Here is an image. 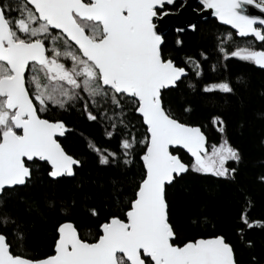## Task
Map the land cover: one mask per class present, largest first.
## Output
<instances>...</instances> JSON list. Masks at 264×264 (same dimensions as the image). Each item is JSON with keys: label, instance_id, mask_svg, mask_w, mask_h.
Instances as JSON below:
<instances>
[{"label": "snow or ice", "instance_id": "obj_1", "mask_svg": "<svg viewBox=\"0 0 264 264\" xmlns=\"http://www.w3.org/2000/svg\"><path fill=\"white\" fill-rule=\"evenodd\" d=\"M199 2L195 11L211 10L234 30L215 38L212 63L205 49L178 62L177 51L167 46L160 25L176 11L170 7L175 0H0V264H244L240 248L249 250L247 264H264L249 235L264 232V213L253 218L244 190L245 206L233 224L237 242L216 225L182 235L172 215L169 190L184 176L235 182L243 160L227 135L224 115L190 123L182 116L192 105L182 104L178 114L172 94L235 95L226 75L229 58L264 68V47L236 45L237 40L264 45V0ZM248 6L260 14H250ZM229 40L236 46L229 47ZM175 45H183L180 35ZM73 108L100 124L106 139L117 141L115 149L93 140L87 145L98 167L115 170L107 182L85 177V159L58 139L70 126L51 113ZM258 117L264 122V111ZM209 128L217 140H210ZM42 164L44 178L38 180ZM64 180L77 189H97L99 204L88 203L91 192L79 193L86 221L72 217L77 193L58 194ZM37 182L45 188L39 198L30 192ZM256 182L264 186V171ZM13 200L53 219L47 252L24 247ZM201 220L207 217L191 223Z\"/></svg>", "mask_w": 264, "mask_h": 264}, {"label": "trees", "instance_id": "obj_2", "mask_svg": "<svg viewBox=\"0 0 264 264\" xmlns=\"http://www.w3.org/2000/svg\"><path fill=\"white\" fill-rule=\"evenodd\" d=\"M198 9H200L198 7ZM196 31L176 33L175 28H171L166 34L167 46L177 51L178 62L182 55L198 56L201 49L209 52L212 60L215 61L217 53L214 50L215 38L225 39L222 33L231 31L228 27L220 25L214 19L199 21ZM180 35L183 45L176 48V36ZM229 47L251 46L264 47L258 42L246 44L243 40H237L236 45L232 41H226ZM226 75L236 87L235 95L206 96L197 95L182 90L172 94L175 101L176 111L182 112L181 105L190 103L192 111L183 113L182 118L190 123L207 124V119L213 114H222L227 120V135L231 142L240 148L243 156L242 162L238 166V175L235 182L227 181L223 178H214L201 174L191 173L179 180L178 183L169 190V199L172 205V215L174 221L180 226L182 235L194 236L209 232L212 225L223 229L225 234L233 242L238 241V237L233 231V224L237 213L245 206V201L241 198L240 191L244 190L245 195L250 198L254 205L251 211L253 218H261L264 213V186L256 182V176L264 171V145L260 144V139L264 137V122L258 113L264 111V69H260L253 62L243 61L236 58H229L226 61ZM208 68V64H205ZM52 116L65 120L70 126L66 136L61 140L65 149L75 156L85 159L86 163L81 172L85 177H91L99 181H108L114 169L98 167L96 159L88 150L90 140L98 143L102 148L117 147L115 139L109 140L103 136V128L96 122L88 121L85 116L73 108L70 111H58L51 113ZM211 141L217 140L215 130L207 129ZM142 134V130H141ZM181 155H184L182 152ZM188 157L185 155V159ZM232 166H236L233 164ZM136 171V166H133ZM131 175V173L129 174ZM44 178L43 164L38 178ZM58 194L69 195L78 194V204L73 208L72 217L80 222L86 221L83 201L79 198V193L89 191L92 199L88 203H100V195L93 186L86 185L83 189L75 188L73 181H60L57 185ZM45 190L37 182L30 190L31 194L39 198ZM40 203L39 199L37 201ZM11 207L18 215L22 228L26 234L23 241L24 247L33 254L48 251L49 241L52 234L53 219L49 216L45 219L36 211H29L20 202L13 200ZM42 210V204H41ZM207 217V221L201 220L194 225L191 220L197 216ZM205 223L207 227H205ZM249 235L256 241L254 253L258 259L264 258V232L255 230ZM241 259L247 264L249 250L240 248Z\"/></svg>", "mask_w": 264, "mask_h": 264}, {"label": "water", "instance_id": "obj_3", "mask_svg": "<svg viewBox=\"0 0 264 264\" xmlns=\"http://www.w3.org/2000/svg\"><path fill=\"white\" fill-rule=\"evenodd\" d=\"M176 3H182L184 6L181 7L177 13L170 14L168 17H166L165 19H163L161 21V25H160L161 30H163L165 32V35L167 34V32L171 28H175V29L184 28L185 30H190V29H187V27H186L187 23H189V22L197 23L200 20H207V19H214L220 25L228 27L231 31H234L231 29V26L225 25L222 22L218 21L212 15L211 10H203L200 12L195 11L197 6L201 7L199 0H175L174 5ZM174 5H172L170 7H173ZM248 8H249L250 14H260L259 10L255 9L254 6H248ZM255 66L260 68V69H264V68H261L260 66H257V65H255ZM66 134H67V132H66ZM66 134H65V136H66ZM64 137H58L60 142Z\"/></svg>", "mask_w": 264, "mask_h": 264}, {"label": "flooded vegetation", "instance_id": "obj_4", "mask_svg": "<svg viewBox=\"0 0 264 264\" xmlns=\"http://www.w3.org/2000/svg\"><path fill=\"white\" fill-rule=\"evenodd\" d=\"M181 4L182 3H176L174 6H173V8H175L176 9V11L175 12H177L178 11V9L181 7ZM177 33V32H176Z\"/></svg>", "mask_w": 264, "mask_h": 264}, {"label": "bare ground", "instance_id": "obj_5", "mask_svg": "<svg viewBox=\"0 0 264 264\" xmlns=\"http://www.w3.org/2000/svg\"><path fill=\"white\" fill-rule=\"evenodd\" d=\"M197 7L201 8L200 6H197ZM180 8H181V7H180ZM180 8H179V9H180ZM179 9H178V11H179ZM196 9H197V8H196ZM178 11H177V12H178ZM177 12H174V13H177ZM199 12H200V11H199ZM207 20H208V19H207ZM200 21H206V20H200ZM198 22H199V21H198ZM198 22H197V23H198ZM197 23H196V24H197ZM187 31H191V30H187Z\"/></svg>", "mask_w": 264, "mask_h": 264}, {"label": "rangeland", "instance_id": "obj_6", "mask_svg": "<svg viewBox=\"0 0 264 264\" xmlns=\"http://www.w3.org/2000/svg\"><path fill=\"white\" fill-rule=\"evenodd\" d=\"M197 9H198V7H197Z\"/></svg>", "mask_w": 264, "mask_h": 264}]
</instances>
